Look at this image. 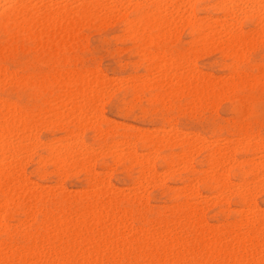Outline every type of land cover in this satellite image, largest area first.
Listing matches in <instances>:
<instances>
[{
  "label": "rangeland",
  "instance_id": "rangeland-1",
  "mask_svg": "<svg viewBox=\"0 0 264 264\" xmlns=\"http://www.w3.org/2000/svg\"><path fill=\"white\" fill-rule=\"evenodd\" d=\"M101 1V4L104 5L102 13L107 14L106 18L101 15L100 17H86L80 20L79 23L74 22V26L67 27L68 31L66 27L65 31H63L62 27L59 29L60 27L57 26L54 27L55 29L53 27L52 29H45V32L42 34L43 36H30L15 28L11 23L0 21V102L4 104V107L8 106L16 111L22 119L24 117L26 119V127H30L28 123L30 124L31 121H35L36 123L35 128L31 129L29 133L31 136L30 140L34 137L33 140L26 141L27 144H25L26 142L24 143L25 147L23 144L22 149L20 148L15 153L16 155L13 160L8 157V154V156L5 155L7 158L5 157L3 161L4 163H8V161L10 163L11 161L12 164L14 163L13 167L16 165L12 169L10 176L11 178L14 176L13 181L17 185H15L16 187L25 186L26 189L22 188L20 192L17 190L15 195H19L17 196L18 198L15 199V195L13 194L12 198L14 200L11 198L13 201H8L9 195H4L6 194V188H3L6 185L0 186L3 191H0V223L4 226V230H0V248H3V257H0V264H264V225L258 227L259 229H255L253 232L254 237H257L255 238L256 240L254 239L257 245L242 257H239L241 252L239 254L236 252L235 243L232 244L233 240H231L230 235L231 232H237L239 234L242 233L241 235L244 237H251L250 234H247V230L250 227L246 228L245 226L243 229L244 226H239V223L242 221L241 219L246 218L245 220L252 223H257L258 220L261 221L262 219L264 222V183H261L262 177H264V168L262 171L251 170L255 165L250 168L252 164H262L264 162V156L261 157L264 153L251 149L255 142H264V24H262L264 20L257 22L255 18L247 16V3L250 0H244L245 2L240 0L237 3L238 7H236L239 9L229 12L227 15L217 7L216 9L212 7L216 6L213 2H217L218 0H175V3L177 2L176 5H178H175V8L167 9L166 12L172 14L174 17H178V20L182 19V14L187 16V13L189 14L192 11L197 20L218 25V31L225 30L228 32L235 29L243 37V41L232 44L231 42L233 41L221 33L223 37L218 41L216 40L215 44L212 42L213 44L210 43L212 44L210 45L193 30L191 23H181L180 21H178L179 23L176 27L161 31L163 33L150 27L151 30L148 34L140 36L139 31L136 32L135 29H130L126 25L129 19H133L130 20L133 23L139 20V14L132 7L135 5L134 2H140L141 0ZM144 1L146 0L141 2ZM148 1L153 2L154 0ZM51 2L54 4L52 6L54 9L67 7L72 11L77 10L81 4L77 0H52ZM187 6L189 7L185 8ZM2 10L3 8L0 7V11ZM39 14L44 16V13H41V11ZM205 17L207 21L211 20L207 22ZM202 21L201 23H203ZM129 29L133 32L132 34H130ZM166 31H171V33L168 34L169 32ZM149 34H153L155 37ZM165 34H168V36H165ZM27 35L30 37H27ZM259 35L260 37H258ZM26 39L31 40L26 41ZM248 42L251 44L249 45ZM221 48L223 49L220 50ZM239 53L240 55L236 56ZM156 57H159V59ZM167 59H171L170 63H185V74H191L193 77L178 80L179 78L166 76L160 79L163 75L161 66L166 64L162 62H168ZM170 72L173 74L175 71L171 69ZM261 77L262 79H259ZM165 79L166 85L163 87L159 86ZM253 80L255 81L253 82ZM81 82L87 85H82ZM92 82L96 83L97 86ZM91 84L96 88L92 87ZM89 87L92 90H87ZM98 88L101 89L99 90ZM94 90L98 92L96 93ZM85 94L86 96H84ZM85 98H87L86 101ZM90 98L93 99V103H90ZM81 107L88 111L82 121L84 128L82 131H79L78 137L74 138L76 140L70 139L69 141H72L73 145L78 142L84 143L87 149L90 147L89 149L94 150V152L91 150L93 157L89 163L83 164L81 157L77 158L78 156H76L77 160H72L71 164L69 163V166L65 169L66 172L61 175L56 165L52 164L51 161H45L48 155L46 145L54 143L56 146L60 143H68L66 141V139L70 138L68 133L75 130L74 121H76L75 118L78 117L77 112L81 110ZM237 109L238 111H236ZM49 110L60 112L59 116L56 117L54 112L52 113ZM61 113H65L66 115ZM57 119H60L59 122ZM170 132L175 134L176 139L167 143L163 142L151 151L143 149L140 144H136L135 146L137 157L150 154L148 157L152 161L154 168L151 166L152 170L148 171L150 173L154 171L152 174H149L150 177L148 178L141 177L142 168L136 161L129 162L130 160L124 158H116L117 153L125 154L123 152H128L124 144L125 140L134 142V136L136 138L139 135L154 136L157 134L158 136H162L163 134L170 135ZM182 137L193 142L188 154L189 157H187L190 159L189 161L187 158L185 161L180 160L181 155L184 153ZM207 140H210V143ZM198 141H201V143ZM238 141L239 143L241 141L249 142L248 145L251 148L245 152L242 151L239 143L237 145ZM103 142H105V147H102ZM226 143H229L231 147L237 145L235 147L237 151L228 150L227 152L225 150L227 156L225 155L223 164L218 168H213L209 163V154L206 153H209L212 150L211 148L215 146L217 148H224V146H227ZM110 145L111 147H109ZM107 147L109 151L113 152L105 151ZM25 148L28 149L26 150ZM258 155L261 156L258 157ZM227 157L231 159V162H229L230 159ZM42 159L44 162H42ZM243 161L248 164L252 162V164L243 163L241 164L242 167L239 163ZM167 163L168 165L166 166ZM207 165L208 167H206ZM212 168L220 171L221 174L227 170L225 174L228 173L226 174L228 189L222 195L217 193L219 189L216 181H214L216 179L215 176H219V174L217 175L219 172H215L216 170H214L213 174H216L213 175L210 172ZM220 168L226 170L221 171ZM238 168L241 171L244 168L245 171L249 170L252 173H256L257 171L258 173L255 176V174H246L243 171L246 175H249L246 176L245 174H241L243 172L239 171ZM14 170L17 175L13 174ZM209 173L214 177L211 175L207 177L213 178V181H210V178H205ZM260 173L263 176H259ZM91 177L92 179H99L97 181L102 182L103 187L107 189L106 194L100 198L103 201L96 199L94 192H105V188L103 189L102 186L96 185L95 181L92 182ZM255 179H258L260 183L259 181H255ZM206 180L210 182H206ZM23 183L24 185H22ZM240 183L241 186L239 185ZM248 185L253 186L252 189ZM244 186L249 189V193L247 194L251 192L250 195H247V202L250 203L249 206L255 207L254 209L251 206L246 208L242 204L238 188L242 189ZM192 187L194 192L191 191ZM24 189L28 193L23 191ZM29 191L33 195L31 198ZM191 194L193 195L192 197ZM109 200L112 203L118 202L116 206L112 204V208H116L112 209L113 213L110 212L111 210H108L110 214H113L111 218L117 215L116 212L122 214V211L126 210L123 215H120V213L117 215V217L120 216L119 218L124 215L127 216L125 217L127 219L126 222L123 220L125 219L124 217H122L123 219L120 222H117V226L120 228L113 223L119 220L117 217H115V221H113L114 219L107 218V220L110 219L112 222L103 220L100 223L102 227L93 225V227L99 228L97 231L102 232H100L101 235L99 237L103 236V238L101 237L100 240L96 238V240L90 239L92 236L90 234H88L89 236H85L83 235L85 232H83V234L76 235L75 237L74 235L71 236L74 239L73 242L71 238L67 237L66 233L60 235L63 238V240L60 239L63 241L62 244H58L60 242L59 236L55 239L59 241H51V247H56L58 250L60 246H63L65 242L70 240L69 244L65 245H70L69 248L66 247L68 248L67 250L73 248L74 252L78 251L77 253L79 254L81 252L89 253L91 257H61V260L58 259L60 257H47V254L42 253L41 256H38L35 252L33 253L32 249L34 245L40 244L42 239L46 238L45 236L54 233V230L58 226L57 220L62 215L74 220L75 215L81 213V210L82 213H85L83 210H87L86 213H89L88 211L93 210L96 205L108 206ZM93 203L95 204L90 205ZM180 204L183 205L184 209L180 208L183 211L179 213V210L176 208ZM188 205H190L189 208L187 207ZM192 206H194L193 211H195L193 213L197 215H185L188 217L186 219L190 221V223L187 221L188 223L186 224L182 214L184 212L188 213V209H191L190 207ZM172 212L176 215L173 216ZM258 214L262 216L259 217ZM177 215L178 218H176ZM179 216L181 217L179 218ZM197 216L199 219L196 218L194 221L193 218ZM173 218L176 219L174 220ZM167 221L171 222V224L167 223ZM175 221L178 222L176 223ZM196 221L200 223L195 225ZM172 222L175 223V228H180V231L169 226L173 225ZM92 224L94 223L88 224V228ZM119 224H122V226ZM148 224H151L153 229L150 227L149 229ZM179 224L185 227L182 228ZM234 224H237L236 228L239 227L242 231L239 228L236 229ZM93 227H91L93 233L98 234L99 232L96 233V228L93 229ZM107 227H111L109 232L107 231ZM114 227L119 230L112 232V229L116 230ZM130 228H133V231L135 229L145 231L149 229L153 232L151 233V240L150 236L148 237L147 246L141 245L143 247H138L139 245L133 244L131 245L134 246L131 247L133 249L125 248L126 245L124 244L126 242L129 243L128 241H130L132 236L138 237L136 236L137 233L133 234L134 232H130ZM170 228L175 229L174 233L176 231V235L178 233L181 235L179 237L181 238L180 242H182L178 246L173 245L172 248L170 237L173 238L174 233H172L173 231ZM121 230L123 232H120ZM139 230L138 233H141ZM145 231L144 233H150L149 231ZM115 232L119 233L116 238L117 240L112 237ZM167 232L172 234H168ZM201 233L205 236H202ZM219 235L222 238L220 240L216 239L217 237L220 238ZM140 237L143 238L141 235ZM212 237L218 240L219 243L221 241L220 244H227V247L222 248L225 245L221 246L220 257H207L209 256L207 254H211L212 250V247L209 246L208 248V245L215 241H212ZM65 238H68V241L67 239L65 241ZM197 238L199 241H194ZM44 241L43 244L46 243ZM194 243L197 245L202 244L203 247L197 246ZM44 246H46L44 247V252L50 250V247L47 249L50 245L45 244ZM231 246L232 248H230ZM76 247L79 248L76 249ZM96 250L103 257H92L93 254L96 256ZM230 250L233 254L230 253ZM175 251L178 252V255ZM69 252H72V250ZM49 255L52 254L49 253ZM55 258L58 259L57 262ZM65 258L68 261H65Z\"/></svg>",
  "mask_w": 264,
  "mask_h": 264
},
{
  "label": "bare ground",
  "instance_id": "bare-ground-1",
  "mask_svg": "<svg viewBox=\"0 0 264 264\" xmlns=\"http://www.w3.org/2000/svg\"><path fill=\"white\" fill-rule=\"evenodd\" d=\"M52 0H0V7H2L3 8V10L2 11H0V21H3V23H11L15 28H17V29H19L20 31H23V32H25V33H27L28 35H41V36H43L42 34L45 32L44 30L45 29H48V28H51L52 29V27H53V29H55L54 27H60L59 29H61V27L63 28V31H65V27L67 28V27H71V26H74V24L76 23V22H78L79 23V21L80 20H82V19H84V18H86V17H91V16H98V17H100V15L101 16H105V18L107 17V14H104V13H102V11H104V5L103 4H101L102 3V1L101 0H77V1H80V6L77 8V10H70V9H68L67 7H61V8H52V6L54 5L52 2H51ZM71 1V0H70ZM134 1H136V0H134ZM141 1H143V0H141ZM134 2L135 3V5L132 7L133 8V10H135V12L136 13H138L139 14V16H140V18H139V20H137L135 23H133V22H131L130 20H133V19H129L128 21V23H127V27L128 28H130V29H135V31L136 32H138L139 31V33H140V36H145L146 34H148L149 32H150V30H151V28H154V29H156L158 32H161V31H165V30H170V28H172V27H176L177 26V24L179 23L178 21H180L181 23L182 22H185V23H191L192 24V26H193V30L196 32V33H198L200 36H201V38L203 39V40H205L206 41V43H212V42H214V44H215V41L217 40H219V39H221V37H223V36H221V33L222 34H225L224 36H228V38L230 39V40H232L233 42H231L232 44L233 43H239V42H241V41H243L242 40V36H241V34L237 31V30H235V29H233V30H231V31H228V32H226L224 29V31H218L217 30V28H218V25H214V24H209V23H205V22H203L202 20H197L196 18H195V15L193 14V12L191 13H187V16H184L183 14H182V19H180V20H178V17H174V16H172V14H170V13H167L166 12V10L167 9H169V8H175L177 5H176V3H175V0H154L153 2L151 1V2H149L148 0H146V1H144V2ZM181 2V1H180ZM179 2V3H180ZM193 2V1H192ZM240 2V0H218L217 2H213V3H215L216 4V6L214 5V6H212V7H215V9H216V7L219 9V10H221L225 15H227L229 12H231V11H236V9H239V8H236V7H238V4L237 3H239ZM243 2H245L244 0H243ZM209 3V2H208ZM247 3V2H246ZM246 3H244V4H246ZM209 4H211V3H209ZM234 4H236V5H234ZM115 5H118V4H115ZM176 5V6H175ZM187 5V4H186ZM247 5H248V14H247V16L249 15L250 16V18H255L256 20H257V22H261V21H263L264 19V0H259V1H257V0H250V2H248L247 3ZM175 6V7H174ZM185 6V5H184ZM211 6V5H210ZM115 7V6H114ZM117 7H119V6H117ZM116 7V8H117ZM189 6H187V7H185V8H188ZM191 7H192V5H191ZM107 8V7H106ZM109 8H110V6H109ZM245 8V7H244ZM131 10V9H130ZM218 10V11H219ZM244 10H246V9H244ZM41 11V13H44V16H41L40 14H39V12ZM128 11H129V9H128ZM181 11V10H180ZM184 11H185V9H184ZM186 11H188V10H186ZM214 11V10H213ZM182 13V12H181ZM243 13V12H242ZM109 14V13H108ZM176 14H179V13H176ZM223 14V15H224ZM199 16V15H198ZM242 16H244V15H242ZM241 16V17H242ZM138 17V16H137ZM201 17V16H200ZM199 17V19H201ZM96 18V17H95ZM113 18V17H112ZM124 18V17H123ZM131 18V17H130ZM243 18V17H242ZM126 19V18H125ZM124 19V20H125ZM205 19H206V21H207V18L205 17ZM211 20V19H210ZM209 20V21H210ZM201 21L203 22V23H201ZM209 21H207V22H209ZM75 22V23H74ZM108 23V22H107ZM124 23H125V21H124ZM81 24V23H80ZM256 24V23H255ZM262 24H264V22L262 23ZM253 25V24H252ZM261 25V24H260ZM84 26V25H83ZM180 26V25H179ZM185 26H186V24H185ZM184 26V27H185ZM259 26V25H258ZM264 26V25H263ZM124 27V26H123ZM151 27V28H150ZM181 27V26H180ZM254 27H256L255 25H254ZM73 28V27H72ZM257 28V27H256ZM263 28V27H262ZM74 29V28H73ZM123 29H125V28H123ZM129 29V30H130ZM238 29H240V28H238ZM18 30V32H20ZM57 30V29H56ZM67 31H68V28L66 29ZM174 30V29H173ZM178 30V29H177ZM262 31H263V29H261ZM14 31H15V29H14ZM261 31V32H262ZM166 32H169L168 34H170L171 33V31H166ZM173 32V31H172ZM252 32V31H251ZM254 32H256V31H254ZM253 32V33H254ZM61 33V32H60ZM123 33V32H122ZM129 33V32H128ZM133 32H131V30H130V34H132ZM161 33H163V32H161ZM63 34V33H62ZM168 34H165V36H168ZM246 34V33H245ZM27 35V37H30V36H28ZM122 35V34H121ZM137 35V34H136ZM136 35H134V36H136ZM150 36L151 35H153V34H149ZM158 35H159V33H158ZM196 35V34H195ZM246 35H248V34H246ZM253 35V34H252ZM261 35V34H260ZM260 35L258 36V37H260ZM34 36V37H35ZM67 36H69V35H67ZM124 36V35H123ZM154 36V35H153ZM159 36H161V34L159 35ZM164 36V35H163ZM8 37V36H7ZM136 37H138V36H136ZM155 37V36H154ZM248 37V36H247ZM254 37V36H253ZM31 38H33V37H31ZM131 38V37H130ZM151 38V37H150ZM252 38V37H251ZM255 38V37H254ZM257 38V37H256ZM9 39H10V37H9ZM25 39V38H24ZM172 39V38H171ZM27 40H31V39H26V41ZM55 40V39H54ZM145 40H147L146 38H145ZM160 40V39H159ZM202 40V41H203ZM148 41V40H147ZM249 41V40H248ZM256 41V40H255ZM153 42V41H152ZM155 43V42H154ZM227 43H229V42H227ZM257 43H259V42H257ZM208 44V45H209ZM213 44V43H212ZM212 44H210V45H212ZM232 44H230V45H232ZM234 44V45H235ZM248 44L250 45L251 43H249L248 42ZM247 44V45H248ZM38 45V44H37ZM202 45V44H201ZM233 45V46H234ZM248 45V46H249ZM145 46V45H144ZM224 47H226V46H224ZM229 47V46H228ZM220 48V47H219ZM217 49V48H216ZM223 48H221L220 50H222ZM218 51V50H217ZM241 51V50H240ZM244 52H247V51H244ZM157 53H159V52H157ZM177 53V52H176ZM193 54V53H192ZM229 54H230V52H229ZM147 55V54H146ZM162 55V54H161ZM161 55H160V57H161ZM237 55H240V53L239 54H236V56ZM144 57V56H143ZM240 57V56H239ZM157 58V57H156ZM163 58V57H162ZM147 59V58H146ZM157 59H159V57L157 58ZM161 59V58H160ZM184 59V58H183ZM182 59V60H183ZM171 59H167V61L168 62H162V63H166V64H163L162 66H161V70H162V73H163V75H162V77H160V79H163L164 77H166V76H170L171 78H176V79H178V80H182L183 78H185L186 79V77H193V76H191V74H189V75H187V74H185L186 73V71H185V69H186V64L185 63H183V62H172V63H170L171 61H170ZM145 61V60H144ZM147 61V60H146ZM161 61H163V60H161ZM170 61V62H169ZM191 61V60H190ZM149 62V61H148ZM187 64H188V62L187 61H185ZM170 63V64H169ZM190 63V62H189ZM152 64V63H151ZM157 64V63H156ZM231 64H233V63H231ZM154 65V64H153ZM152 65V66H153ZM149 67V66H148ZM151 67V66H150ZM219 68V67H218ZM147 69H150V68H147ZM171 69H174V73L173 74H171ZM190 70H191V68H190ZM196 70V69H195ZM61 72V71H60ZM63 72V71H62ZM70 72V71H69ZM84 72V71H83ZM87 72V71H86ZM1 73V72H0ZM64 73H66V72H64ZM3 74V73H2ZM93 74V73H92ZM99 74H101V73H99ZM99 74H98V76H99ZM199 74V73H198ZM64 75V74H63ZM104 75V74H103ZM194 75V74H193ZM261 75V74H260ZM71 76V75H70ZM93 76V75H92ZM97 76V77H98ZM127 76V75H126ZM129 76V75H128ZM136 76H138V75H136ZM196 76V75H195ZM238 76V75H237ZM257 76V75H256ZM262 76V75H261ZM77 77V76H76ZM85 77V76H84ZM87 77V76H86ZM233 77V76H232ZM253 77V76H252ZM23 78V77H22ZM50 78H51V76H50ZM144 78V77H143ZM195 78V77H194ZM197 78V77H196ZM63 79V78H62ZM67 79V78H66ZM75 79V78H74ZM86 79H88V78H86ZM85 79V80H86ZM94 79H96V78H94ZM98 79V78H97ZM96 79V80H97ZM130 79V78H129ZM137 79H139V78H137ZM190 79H193V78H190ZM189 79V80H190ZM242 79H244V78H242ZM259 79H262V77L261 78H259ZM126 80V79H125ZM144 80V79H143ZM184 80V79H183ZM188 80V81H189ZM196 80V79H195ZM199 80V79H198ZM227 80V79H226ZM229 80V79H228ZM237 80H239V79H237ZM66 82H67V80H65ZM71 81V80H70ZM69 81V82H70ZM80 81H81V79H80ZM94 81V80H93ZM136 81H138V80H136ZM142 81V80H141ZM147 81V80H146ZM235 81V80H234ZM240 81V80H239ZM255 80H253V82H254ZM53 82V81H52ZM76 82V81H75ZM90 82H91V80H90ZM99 82V81H98ZM181 82V81H180ZM232 82V81H231ZM61 83V82H60ZM82 83V82H81ZM84 83H87V82H84ZM92 83H94V82H92ZM168 83V82H167ZM189 83V82H188ZM235 83H237V82H235ZM18 84V83H17ZM70 84V83H69ZM78 84V83H77ZM79 84H80V82H79ZM95 84V86H97L96 85V83H94ZM158 84V83H157ZM156 84V85H157ZM82 85H87V84H83L82 83ZM93 84H91V86H92ZM166 85V79L164 80V81H162L161 82V85H159V86H161V87H163V86H165ZM192 85H193V83H192ZM207 85H209V84H207ZM234 85V84H233ZM62 86V85H61ZM95 86H92V87H95ZM154 86V85H153ZM194 86V85H193ZM60 87V86H59ZM85 87V86H84ZM101 87V86H100ZM183 87V86H182ZM182 87H181V89H182ZM228 87V86H227ZM246 87V86H245ZM248 87H249V85H248ZM96 88V87H95ZM94 88V89H95ZM82 89H87V88H82ZM81 89V90H82ZM99 89V88H98ZM101 89V88H100ZM99 89V90H100ZM147 89V88H146ZM232 89V88H231ZM243 89V88H242ZM80 90V89H79ZM87 90H92L91 89V87H89V89H87ZM180 90V89H179ZM206 90V89H205ZM230 90V89H229ZM233 90V89H232ZM86 91V90H85ZM96 93L98 92V91H96V90H94ZM94 91H92V92H94ZM212 91V90H211ZM221 91V90H220ZM226 91H227V89H226ZM67 92V91H66ZM65 92V93H66ZM80 92V91H79ZM89 92V91H88ZM169 92H170V90H169ZM200 92V91H199ZM207 92V91H206ZM81 93H82V91H81ZM89 93H91V92H89ZM196 93V92H195ZM205 93V92H204ZM213 93V92H212ZM224 93V92H223ZM88 94V93H87ZM180 94V93H179ZM194 94V93H193ZM90 95V94H89ZM89 95H87V96H89ZM200 95V94H199ZM83 96V95H82ZM84 96H86V94L84 95ZM160 96V95H159ZM70 97V96H69ZM69 97H67L68 99H69ZM108 97H109V95H108ZM150 97V96H149ZM202 97V96H201ZM205 97V96H204ZM225 97V96H224ZM64 98V97H63ZM83 98V97H82ZM172 98V97H171ZM212 98V97H211ZM214 98V97H213ZM56 99H58V98H56ZM72 99V98H71ZM86 99L87 98H85V101H86ZM91 99V101H90V103L92 102V98H90ZM95 99V98H94ZM134 99V98H133ZM166 99V98H165ZM192 99H194V98H192ZM76 100V99H75ZM197 100V99H196ZM46 101V100H45ZM57 102V101H56ZM60 102V101H59ZM68 102V101H67ZM194 102V101H193ZM93 103V102H92ZM95 103V102H94ZM89 104V103H88ZM4 104L2 103V102H0V186H4V185H6V187H3V188H6V194H4V195H9V197H8V201H10V200H12L13 198V196L15 195V193L17 192V190H19V192H20V189L22 190V188H25V186H22V187H16L17 185L16 184H14V176H12L13 178H11V176H10V173H11V171H12V169H14L15 168V166L13 167L12 165H14V163L12 164V162L10 161V163H9V161H8V163H4L3 161H4V158L6 157L5 155H7L8 156V154H9V158H11V160H13L14 158H15V153L16 152H18L19 150H20V148L21 147H23L22 145L26 142V141H29L30 140V135H29V133L31 132V129H34L35 128V126H36V123H35V121L33 122V121H31L30 122V124L28 123V125H30V127H26L25 126V123H26V119H24V117H23V119L21 118V117H19V115H18V113L16 112V111H14L13 109H11V108H9L8 106H6V107H4L3 106ZM86 105V104H85ZM50 106V105H49ZM61 106V105H60ZM62 106H64V105H62ZM195 106V105H194ZM210 106V105H209ZM236 106V105H235ZM234 106V107H235ZM91 107V106H90ZM100 107H101V105H100ZM80 109V108H79ZM92 109V108H91ZM90 109V110H91ZM100 109V108H99ZM243 109V108H242ZM71 110H73V109H71ZM211 110V109H210ZM50 112H54V110H49ZM74 111V110H73ZM72 111V112H73ZM236 111H238V109L236 110ZM72 112H71V114H72ZM86 112H88V111H86V109H83L82 107H81V110H78V117L77 116H75V117H77V118H75V120L76 121H74L75 122V130H73L72 132L70 131V133H68L69 135H70V138L69 139H66V141H68V143H65V144H62V143H60L58 146L56 145L55 146V144L54 143H52L51 145H48V144H50V143H48L47 145H46V147H47V151H48V155H47V157H46V159H45V161L46 162H52V164H54V165H56V167H58V170H60V172H59V174H64L65 172H66V170L65 169H67V167L69 166V163L72 161V160H77V158H79V157H81V161L83 162V164H87V163H89V161L91 160V158L93 157V153L91 152V150H93V149H87V146L84 144V143H81V142H78V143H76L75 145H73L72 144V141H69L70 139H74V138H76V137H78V134H79V131H82V129L84 128L83 127V125H82V121H83V118H84V116L87 114ZM94 112V111H93ZM60 113V112H59ZM59 113L58 112H54V115L56 116V117H58L59 116ZM68 113H70L69 111H68ZM92 113V112H91ZM44 114V113H43ZM61 114H63V115H66L65 113H61ZM53 115V114H52ZM100 115V114H99ZM42 116H44V115H42ZM27 117V116H26ZM90 117H91V115H90ZM101 117H102V115H101ZM19 118V119H18ZM63 118V117H62ZM66 118V117H65ZM68 118H70L69 116H68ZM35 120H37V119H35ZM40 120V119H39ZM58 120V119H57ZM60 120V119H59ZM59 120H58V122H59ZM109 121V120H108ZM62 122V121H61ZM43 123H46V122H43ZM51 123V122H50ZM49 123V124H50ZM102 123V122H101ZM121 123V122H120ZM62 124H64V123H62ZM88 124V123H87ZM114 124H116V123H114ZM121 124H123V123H121ZM125 124V123H124ZM55 125V124H54ZM86 125V124H85ZM117 125V124H116ZM120 125V124H119ZM90 126V125H89ZM125 126V125H124ZM39 127V126H38ZM43 127V126H42ZM55 127H56V125H55ZM86 127V126H85ZM98 127V126H97ZM136 127V126H135ZM54 128V127H53ZM133 128V127H132ZM36 129H38L37 127H36ZM70 129V128H69ZM137 129V128H136ZM139 129H141V128H139ZM105 130V129H104ZM138 130V129H137ZM163 130V129H162ZM174 130V129H173ZM35 131H38V130H35ZM67 131H69V130H67ZM99 131H100V129H99ZM111 131V130H110ZM139 131V130H138ZM143 131V130H142ZM176 131V130H175ZM101 132V131H100ZM179 132V131H178ZM219 132V131H218ZM238 132V131H237ZM175 133V132H174ZM251 133V132H250ZM37 134H39V133H37ZM123 134V133H122ZM220 134V133H219ZM237 134V133H236ZM238 134H240V133H238ZM43 135V134H42ZM114 135V134H113ZM177 135V134H176ZM187 135H189V134H187ZM107 136V135H106ZM184 136V135H183ZM196 136V135H195ZM135 137V141L134 142H131V141H129V140H125L124 141V144L126 145V150H128V152H123V153H125V154H116L117 156H116V158L117 157H120V158H124V159H126V160H130L129 162H131V161H136L137 162V164H139L140 165V167L142 168V173L140 174V175H142L141 177H145V178H148V177H150V175L149 174H152L153 173V171L150 173L148 170H152V161L150 160V158L148 157L149 155H142V156H138L137 157V155H136V151H135V146H136V144H140V146L143 148V149H146V150H148V151H151V150H153V149H155V148H157L158 147V145H160V144H162L163 142L164 143H167V142H171V141H174L175 139H176V136H175V134H172L171 132H170V135H168V134H163L162 136L160 135V136H158L157 134L156 135H154V136H150V135H147V136H142V135H139V136H137V138H136V136H134ZM180 137H181V135H180ZM190 137H191V135H190ZM250 137H252V136H250ZM262 137V136H261ZM33 138L34 137H32V140H33ZM97 138V137H96ZM192 138V137H191ZM202 138V137H201ZM57 139H59V138H57ZM182 145L184 146V153L181 155V161H185L186 160V158L187 157H189L188 156V154H189V151H190V149L192 148L191 146V143H193V142H190L187 138H185L184 139V137H182ZM196 139H197V137H196ZM199 139V138H198ZM239 139V138H238ZM263 139V138H262ZM32 140H30V141H32ZM74 140H76V139H74ZM103 140V139H102ZM210 140H212V139H210ZM210 140H207L208 142L210 141ZM256 140V139H255ZM254 140V141H255ZM258 140V139H257ZM261 140V139H260ZM247 141H249L248 139H247ZM247 141H241L240 143H239V141L237 142V145H238V143H239V147H240V149L242 150V151H247V149H249V148H251L248 144H249V142H247ZM253 141V142H254ZM259 141V140H258ZM63 142V141H62ZM198 142H200L201 143V141H198ZM236 142V141H235ZM263 142V141H262ZM42 143V142H41ZM57 143H59L58 141H57ZM104 143L105 142H103V145H102V147H105V145H104ZM120 143V142H119ZM123 143V142H122ZM121 143V144H122ZM210 143V142H209ZM220 143V142H219ZM25 144H27V142L25 143ZM25 144H24V147H25ZM30 144V143H29ZM117 144V143H116ZM212 144V143H211ZM85 145V146H84ZM106 145H109V144H106ZM167 145V144H166ZM208 145V144H207ZM206 145V146H207ZM225 145V144H224ZM226 145L227 146H224V148H217V146H215L214 148H215V150H214V148H211V149H209V150H211L209 153H206V154H209L208 156H209V163H210V165L213 167V168H218V167H220L222 164H223V160L225 159V155H226V152H225V150H227V152H228V150L229 151H231V150H236V146H234V147H231L230 145H229V143H226ZM41 146V145H40ZM113 146H116V145H113ZM195 146V145H194ZM37 147H39V146H37ZM109 147H111V145L109 146ZM198 147V146H197ZM219 147H221V146H219ZM253 148H251L253 151L254 150H259L260 152H263L264 153V142L263 143H261L260 141L259 142H255L254 144H253V146H252ZM34 148V147H33ZM33 148H31V149H33ZM115 148H117V147H115ZM122 148V147H121ZM204 148V147H203ZM235 148V149H234ZM22 149V148H21ZM26 150L28 149V148H25ZM105 149V148H104ZM118 149V148H117ZM105 151H109V148L107 147L106 149H105ZM156 151V150H155ZM237 151V150H236ZM259 151H256V152H259ZM93 152H94V150H93ZM109 152H113V151H109ZM235 152V151H234ZM249 152H251V151H249ZM96 153V152H95ZM122 153V152H121ZM137 154H140V153H137ZM95 155V154H94ZM193 155V154H192ZM23 156V155H22ZM76 156H78L77 158H76ZM227 156V155H226ZM256 156V155H255ZM254 156V157H255ZM259 156H261V155H258V157ZM264 155H262L261 157H263ZM136 157V158H135ZM7 158V157H6ZM28 158V157H27ZM192 158H193V156H192ZM207 158V157H206ZM228 158V157H227ZM226 158V159H227ZM152 159V158H151ZM188 159V158H187ZM205 159V158H204ZM228 159H230V158H228ZM228 159H227V161H228ZM254 159V158H253ZM190 159H188V161H189ZM207 160V159H206ZM264 160V159H263ZM170 161V160H169ZM17 162V161H16ZM42 162H44V160L42 159ZM113 162V161H112ZM225 162H226V160H225ZM229 162H231V159H230V161ZM251 162V161H250ZM18 163H20V162H18ZM169 163V162H168ZM168 163L166 164V166L168 165ZM235 163V162H234ZM243 163H245V164H248V163H246V162H242V163H239V165L240 166H242L241 164H243ZM71 164V163H70ZM133 164V163H132ZM132 164H129V165H132ZM150 164V165H149ZM236 164V163H235ZM234 164V165H235ZM244 164V165H245ZM250 164H252V162L251 163H249L248 165H250ZM81 165V164H80ZM170 165V164H169ZM236 165H238V164H236ZM238 165V167H240ZM255 165V166H254ZM52 166V165H51ZM84 166V165H83ZM150 166V167H149ZM152 166V167H151ZM252 166H254L253 168H251ZM132 167V166H131ZM206 167H208V165L206 166ZM243 167V166H242ZM84 168H85V166H84ZM154 168V167H153ZM175 168V167H174ZM211 168V167H210ZM211 169L210 170V172H212V174H213V171L214 170H216V169ZM222 168V167H221ZM220 168V169H221ZM250 168H251V170L252 169H254V170H257V171H262V169L264 168V162L261 164H252V165H250ZM72 169V168H71ZM184 169H186V168H184ZM240 168H238V170H239ZM243 169V171L246 173V174H248V173H252V171H245V169L244 168H242ZM222 170H224V169H221V171ZM226 170V169H225ZM224 170V171H225ZM253 170V171H254ZM15 171V170H14ZM73 171V170H72ZM78 171V170H77ZM165 171V170H164ZM170 171H172V170H170ZM227 171V170H226ZM225 171V172H226ZM239 171H241V170H239ZM243 171H241V172H243ZM256 171V173H252V174H255V176H257V172ZM94 172V171H93ZM96 172V171H95ZM121 172V171H120ZM179 172V171H178ZM205 172V171H204ZM215 172H219V173H217V175L219 174V176H215V180L214 181H216V185L218 186V191L219 192H217L218 194H224V192L228 189V186H227V182L228 181H226V177H227V175L226 174H228V173H226L225 174V172H223V174H221V172L220 171H215ZM214 172V173H215ZM241 173V174H245V173ZM263 172H264V169H263ZM262 172V173H263ZM57 173V172H56ZM73 173V172H72ZM72 173H71V175H72ZM165 173V172H164ZM262 173H260L259 174V176H263L262 175ZM13 174H15V175H17L16 174V171L13 173ZM58 174V175H59ZM169 174V173H168ZM207 174V173H206ZM212 174H210L209 173V175H206V177L205 178H210V177H207V176H212ZM216 174V173H215ZM215 174H213V175H215ZM240 174V175H241ZM245 174V175H246ZM57 175V174H56ZM226 175V176H225ZM25 176V175H24ZM31 176V175H30ZM64 176V175H63ZM96 176V175H95ZM106 176V175H105ZM159 176V175H158ZM158 176H156V177H158ZM167 176V175H166ZM246 176H249V175H246ZM245 176V177H246ZM65 177V176H64ZM63 177V178H64ZM198 177V176H197ZM204 177V176H203ZM212 177H214V176H212ZM244 177V176H243ZM94 178V177H93ZM136 178H138V177H136ZM252 178V177H251ZM255 178H257V177H255ZM263 179H262V181H261V183L263 182L264 183V177H262ZM78 179V178H77ZM91 179H92V177H91ZM200 179H203V178H200ZM211 179V178H210ZM209 179V180H210ZM245 179V178H244ZM253 179V178H252ZM16 180H18V179H16ZM16 180H15V182H16ZM97 180H99V179H92L91 181L92 182H94L95 181V183H96V185H98V186H102L103 187V184H102V182H98ZM135 180V179H134ZM204 180V179H203ZM202 180V181H203ZM208 180V181H209ZM228 180V179H227ZM243 180V179H242ZM60 181H62V180H60ZM151 181V180H150ZM202 181H200V182H202ZM207 180H206V182H208ZM210 181H213V178L210 180ZM209 181V182H210ZM255 181H259L258 179H255ZM157 182V181H156ZM241 183H242V181H240ZM245 182H247V181H245ZM60 183V182H59ZM135 183V182H134ZM241 183L239 184L240 186H241ZM259 183H260V181H259ZM138 184V183H137ZM149 184H151V183H149ZM204 184V183H203ZM206 184V183H205ZM249 184V183H248ZM250 184H252V183H250ZM256 184V183H255ZM258 184V183H257ZM16 185V186H15ZM20 185V184H19ZM22 185H24V183L22 184ZM34 185V184H33ZM105 185V184H104ZM158 185V184H157ZM195 185V184H194ZM260 185H263V184H260ZM38 186V185H37ZM88 186V185H87ZM107 186V185H106ZM211 186V185H210ZM248 186H250L251 187V185H248ZM40 187V186H39ZM63 187V186H62ZM93 187V186H92ZM101 187V188H102ZM216 187V186H215ZM253 187V186H252ZM252 187H251V189H252ZM32 188H33V186H32ZM87 188V187H86ZM94 188H96V187H94ZM99 188V187H98ZM97 188V189H98ZM105 187H103V189H104ZM171 188V187H170ZM174 188V187H173ZM185 188H188V187H185ZM238 188V187H237ZM247 188V187H246ZM245 188V186H244V188H238V194L240 195V197L242 198V204H243V206H245L246 208H249L250 206H251V208H255V207H253L252 205H250L249 206V204L250 203H248L247 202V200H248V196L247 195H250L251 194V192H250V194H247V193H249L248 192V188L246 189ZM26 189V188H25ZM25 189L23 190V191H25ZM29 189V188H28ZM217 189V188H216ZM240 189V190H239ZM250 189V190H251ZM255 189V188H254ZM107 189L105 188V192L104 191H99V192H94L95 194V196L94 197H96V199H99V200H102V199H100L102 196H104V194H106V191ZM187 190V189H186ZM190 190V189H189ZM196 190V189H195ZM234 190V189H233ZM0 191L1 192H3L2 191V188H0ZM191 191H193V187H192V189H191ZM191 191H189L190 193H191ZM229 191H231L230 189H229ZM26 193H28V191H25ZM102 192H104L103 194H102ZM194 192V191H193ZM22 193H24V192H22ZM185 193V192H184ZM188 193V192H187ZM14 194V195H13ZM29 196H30V198H31V196H33V195H31V193H30V191H29ZM186 194V193H185ZM193 194V193H192ZM191 194V197L193 196V195H195V194H193L192 195ZM237 194V195H238ZM7 195V196H8ZM257 195V194H256ZM17 196H19V195H15V199L16 198H18ZM39 196H40V194H39ZM92 196V197H93ZM196 196H197V194H196ZM196 196H194L195 198H196ZM35 197V196H34ZM33 197V198H34ZM41 197V196H40ZM239 197V198H240ZM247 197V198H246ZM12 198V199H11ZM114 198V197H113ZM223 199V198H222ZM14 200V199H13ZM12 200V201H13ZM115 200V199H114ZM23 201V200H22ZM103 201V200H102ZM96 202L97 203H99L97 200H96ZM106 202V201H105ZM114 202V201H113ZM249 202H251L250 200H249ZM103 203V202H102ZM116 203H118V202H116ZM116 203H112V201L111 200H109V203H107L108 204V206H94V208H93V210L91 209L90 211H88L89 213H86L87 212V210L86 211H84L83 210V212H85V213H82V210H81V213H76V214H78V215H75L76 217L74 218V220H71L70 218H68V217H66L65 215H62L61 217H60V219L59 220H57V227H56V229L54 230V233L51 235H48V236H45L46 238L45 239H42V242L40 243V244H38V245H34L33 246V253L35 252V254L36 255H38V256H41V253L42 254H47L48 256L47 257H60V258H58V259H61V257H91V256H89V253H85V252H81V254H79V253H77V252H74L75 250L73 249V248H70L69 250H67L68 248H69V246H65V245H67V244H69V241H68V238H71V236H73L74 235V237L76 236V235H80V234H83V232H85V234H83V235H85V236H89L88 234H90V236H92V237H90V239H93V240H100L101 239V237L103 238V236H101V237H99V235H101V233L99 232V231H97L99 228H96L95 226H100V227H102L101 225H100V223L103 221V220H105V221H110V219L111 220H113V221H115L116 219H115V217H117V215H118V213H120V212H116V211H119V210H116L115 212H116V216L114 217V216H112V218H111V215H113V214H110V212H112V209H116V208H112L113 206H116L117 204ZM181 203V202H180ZM95 203H93V204H90V205H94ZM105 204V203H104ZM106 204V205H107ZM112 204H115V205H113L112 206ZM65 205V204H64ZM30 206V205H29ZM85 206V205H84ZM88 206V205H87ZM189 206L190 205H188L187 207L189 208ZM194 206H196L195 204H194ZM194 206H192V207H190L191 209H188V213H186V212H184V213H186V214H182V216H184V221H186V224L189 222L190 223V221L188 220V219H186V218H188L187 216L188 215H190V216H192V214L193 215H197V214H195V213H193V212H195V211H193V208H194ZM68 207V206H67ZM92 207V206H91ZM177 207V206H176ZM83 208H85V207H83ZM82 208V209H83ZM180 208H183V205L182 204H180L176 209L177 210H179V213L180 212H182L183 210H181ZM196 208H197V206H196ZM250 208V209H251ZM118 209V208H117ZM120 209V208H119ZM176 209H175V211H176ZM184 209V208H183ZM10 210V209H9ZM38 210V209H37ZM68 210V209H67ZM110 212H109V211ZM181 210V211H180ZM195 210V209H194ZM66 211V210H65ZM124 211V212H123ZM122 211V214L120 213V215H123V213H125V211L126 210H123ZM142 211V210H141ZM185 211H186V209H185ZM199 211H201V210H199ZM1 213V212H0ZM113 213V212H112ZM173 213V216L174 215H176V214H174V212H172ZM177 213V212H176ZM59 214V213H58ZM1 215V214H0ZM185 215H187V216H185ZM259 215V214H258ZM260 216H262L261 214L259 215V217ZM120 216H118L117 217V219H119L118 221H115V222H113L114 224H116L115 226H117V222H120L123 218L122 217H127L126 215H124V216H122L121 218H119ZM140 217V216H139ZM181 216H179V218H180ZM200 217V216H199ZM247 217V216H246ZM106 218V219H105ZM107 218H110L109 220H107ZM176 218H178V215H177V217ZM176 218H173L174 220L176 219ZM196 218L197 219H199L198 218V216L197 217H194L193 219H194V221L196 220ZM250 218H252V217H250ZM8 219V218H7ZM130 219V218H129ZM246 219V218H245ZM245 219H241L242 221L239 223V226H244L243 227V229L245 228V226H246V228L247 227H250L247 231V234H250V236L251 237H244V236H242L241 234L242 233H230V235H231V240H233V243L232 244H234L235 246H236V252L239 254V252H241V254H239V257H242L243 255H245L247 252H249L250 250H252V248H254L257 244L255 243V241H254V239L255 238H257V237H254V235H253V232L255 231V229H259L258 227H260V226H263L264 225V222L262 221V219H261V221L260 220H258V222L256 223H252L251 221L249 222V221H247V220H245ZM253 219V218H252ZM124 220V222H126V218L125 219H123ZM150 220V219H149ZM171 220V219H170ZM178 220V219H177ZM203 220V219H202ZM251 220V219H250ZM49 221V220H48ZM188 221V222H187ZM192 221V220H191ZM91 222H93L94 224H92L91 226H90V228H88V224H91ZM110 222H112V221H110ZM123 222V221H122ZM121 222V223H122ZM123 222V223H124ZM176 223L178 222V221H175ZM179 222H181L180 220H179ZM197 222V221H196ZM200 222H201V220H200ZM200 222H197L196 224L195 223H192V224H195V225H198V223H200ZM112 223V224H113ZM163 223H164V221H163ZM167 223H170L171 224V222H168L167 221ZM173 223V222H172ZM174 224L175 223H173V225H169L170 227L172 226V227H174ZM225 224V223H224ZM229 224H231V223H229ZM16 225V224H15ZM93 225H95L94 227H93ZM102 225H104V224H102ZM120 226H122V224H119ZM149 226H148V228L150 227V228H152V225L151 224H148ZM166 225V224H165ZM235 225V228H236V225L237 224H234ZM123 226L125 227V225L123 224ZM178 226V225H177ZM176 226V227H177ZM179 226H182V224H179ZM190 226V225H189ZM215 226V225H214ZM91 227H93V229H95V231H96V233L97 232H99L98 234H95V233H93V230L91 229ZM112 227V226H111ZM111 227L109 228V227H107L108 228V232H109V230H111ZM117 227H119V226H117ZM124 227H122L123 229H125ZM183 227H185V226H182V228ZM191 227V226H190ZM192 227H193V225H192ZM114 228H116V227H114ZM120 228V227H119ZM149 228V229H150ZM167 228H168V226H167ZM175 228V227H174ZM172 229V228H170V229H172V233H174V230L175 229H177V231H178V229H179V231H180V228H175V229ZM239 227H237L236 229H238ZM262 228V227H261ZM1 229H3L4 230V226H3V224H1L0 223V230ZM48 229V228H47ZM91 229V230H90ZM100 229H102V228H100ZM104 229H106V228H104ZM131 230L133 229V228H130ZM149 229H147V231H149L150 233H148L147 231H145V230H139V231H141V233L139 232L138 233V230H130V232L131 233H133V234H136V236H138V237H135V236H132V238H130V241H128L129 243H125L124 245H126V249H130L131 247H134V246H131V245H139L138 247H140L141 245H146V242L147 241H149L148 240V237L150 238V240H151V237H152V235H151V233H153V232H151V230H149ZM153 229V228H152ZM169 229V228H168ZM223 229V228H222ZM239 229H241V228H239ZM49 230V229H48ZM117 230H119L118 228H116V230H113L112 229V232H114V231H116L117 232ZM160 230V229H159ZM197 230H199V229H197ZM224 231H225V229H223ZM229 230V229H228ZM235 230V229H234ZM88 231V232H87ZM102 231H104V230H102ZM107 231H104V232H107ZM144 231L145 232H147V233H144ZM165 231V230H164ZM164 231H162V232H164ZM166 231H169V230H166ZM204 231V230H203ZM213 231V230H212ZM217 231V230H216ZM236 231V230H235ZM237 231H239V230H237ZM240 231H242V229L240 230ZM244 231V230H243ZM246 231V230H245ZM114 233V235L112 234V233H110L111 235H113L112 237L113 238H117V235H119V233L117 234V233ZM120 232H123L122 230L120 231ZM194 232H195V229H194ZM49 233H51L50 231H49ZM66 233V235H68L67 237L68 238H65V241H66V239H67V241L68 242H65L64 244H63V246H60V245H58V246H60L59 247V249L57 250L56 249V247H51V243L53 242V241H59L60 239H62L63 240V238H62V236H60L61 234H65ZM143 233V234H142ZM160 233V232H159ZM168 234H172V233H170V232H167ZM175 233H176V231H175ZM174 233V235H173V238L172 237H170L171 239H170V244H172V246H171V248L173 247V245H179V243H182V242H180V237H181V235L178 233L177 235H178V237H177V235ZM203 233V232H202ZM201 233V234H202ZM227 233H229L228 231H227ZM227 233H226V235H227ZM246 233V232H245ZM87 234V235H86ZM123 234V233H122ZM139 234V235H138ZM148 234V235H147ZM150 234V235H149ZM205 234V233H204ZM215 234V233H214ZM220 234V233H219ZM105 235V234H104ZM107 235H108V233H107ZM140 235L141 236H143V238L142 237H140ZM229 235V234H228ZM58 236L60 237L59 238V240H55L56 238H58ZM130 236V237H131ZM158 236H160V235H158ZM164 236V235H163ZM180 236V237H179ZM202 236H205V235H203L202 234ZM202 236H200V237H202ZM208 236V235H207ZM214 236V235H213ZM220 236V235H219ZM111 237V236H110ZM162 237V236H161ZM164 237H167V236H164ZM215 237H217V236H215ZM73 238V237H72ZM71 238V240H72V242L74 241V239H72ZM96 238V239H95ZM99 238V239H98ZM112 238V240L113 241H115V239H113ZM154 238V237H153ZM229 238V237H228ZM227 238V239H228ZM159 239V238H158ZM198 239V238H197ZM197 239H195L194 241H199V239L197 240ZM201 239V238H200ZM211 239V238H210ZM212 241H214V242H212V243H210V245H208V248H209V246H211L212 247V250H211V254H207V255H209V256H207V257H220V254H221V251H220V248H221V246L222 245H225L224 243H222V244H220L221 243V241H220V243L218 242V240H220V239H222L221 238V236H220V238L219 237H217L216 239H218V240H216L214 237H212ZM45 240V241H44ZM62 240H60V242H58V244H62ZM117 240V239H116ZM203 240H205V239H203ZM202 240V241H203ZM256 240V239H255ZM43 241L44 242H46V243H44L43 244ZM52 241V242H51ZM193 241V242H194ZM71 242V243H72ZM190 242V241H189ZM49 243V244H48ZM195 243H197V242H195ZM194 243V244H195ZM203 243V242H202ZM209 243V242H208ZM45 244H47V245H50V246H48V248L47 249H49V247H50V250H52V251H50V250H48L47 252H44L45 250V248L44 247H46V246H44ZM55 244V243H54ZM57 244V243H56ZM193 244V245H194ZM200 244V243H199ZM13 245V244H12ZM72 245H74V244H72ZM115 245H117V244H115ZM130 245V246H129ZM195 245H197V244H195ZM227 245V244H226ZM223 246L222 248H224V247H227V246ZM1 246V245H0ZM6 246V245H5ZM129 246V247H128ZM147 246V245H146ZM197 246H202V244H200V245H197ZM12 247V246H11ZM11 247H10V249H11ZM66 247H68V248H66ZM128 247V248H127ZM141 247H143V246H141ZM203 247V246H202ZM79 247H76V249H78ZM221 248V249H222ZM230 248H232V246L230 247ZM3 248L1 247L0 248V257H3V250H2ZM29 249V248H28ZM54 249V250H53ZM118 249H120V248H118ZM123 249V248H122ZM125 249V250H126ZM131 249H133V248H131ZM31 250V249H30ZM57 250V251H56ZM67 250V251H66ZM70 250H72V252H69ZM74 250V251H73ZM99 250V249H98ZM98 250H96V252L98 251ZM124 250V251H125ZM141 250H143V249H141ZM195 250H196V248H195ZM225 250V249H224ZM224 250H222V251H224ZM239 250V251H238ZM24 251H26V250H24ZM29 251V250H28ZM122 251V250H121ZM208 251H209V249H208ZM207 251V252H208ZM18 252V251H17ZM53 252V253H52ZM100 252V251H99ZM150 252V251H149ZM176 252V251H175ZM174 252V253H175ZM194 252V251H193ZM193 252H192V254H193ZM210 252V251H209ZM228 252V251H227ZM13 253V252H12ZM49 253H51L52 255H49ZM123 253V252H122ZM152 253V252H151ZM178 252H176V254H177ZM180 253V252H179ZM194 253H196V252H194ZM223 253V252H222ZM225 253V252H224ZM229 253V252H228ZM230 253H232L231 252V250H230ZM78 256H77V255ZM156 254V253H155ZM233 254V253H232ZM119 255V254H118ZM147 255V254H146ZM170 255V254H169ZM178 255V254H177ZM203 255V254H202ZM101 257L102 255H101V253H98L97 252V254H96V256H95V254H93L92 255V257ZM195 256V255H194ZM15 257V256H14ZM42 257H44V255H42ZM46 257V256H45ZM103 257V256H102ZM158 257V256H157ZM178 257V256H177ZM180 257H181V255H180ZM206 257V256H205ZM263 257H264V255H263ZM66 258L64 259L65 261H68V260H66ZM55 259H57V258H55ZM58 259L57 260H55L56 262L58 261ZM17 260V259H16ZM62 260V259H61ZM208 260H210V259H208ZM64 261V262H65ZM63 262V263H64ZM59 263H61V262H59Z\"/></svg>",
  "mask_w": 264,
  "mask_h": 264
}]
</instances>
